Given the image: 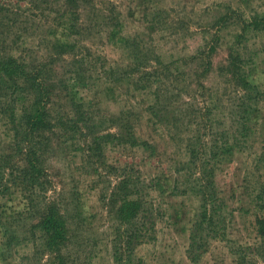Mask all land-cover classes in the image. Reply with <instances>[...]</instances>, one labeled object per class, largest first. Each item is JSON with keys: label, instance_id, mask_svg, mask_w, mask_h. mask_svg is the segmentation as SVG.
Here are the masks:
<instances>
[{"label": "rangeland", "instance_id": "374dc122", "mask_svg": "<svg viewBox=\"0 0 264 264\" xmlns=\"http://www.w3.org/2000/svg\"><path fill=\"white\" fill-rule=\"evenodd\" d=\"M1 1L3 55L20 57L30 68L43 63L67 83L79 68L90 85L89 98L97 103L93 111L109 118L131 114L136 137L148 147L112 146L116 142L87 151L81 141L63 146L56 140L49 172L57 187L52 195L58 196L69 225L68 246L61 257L40 247V232L36 236L32 229L40 213L28 211V195L18 194L1 200L6 206L0 218V264H117V223L108 204L118 175L129 166L136 169L130 173L143 172L145 208L155 225L154 238L136 247L135 264H237L242 250L251 247H260L257 258L264 264V243L254 247L255 214L264 217L258 207L264 196V30L217 25L228 12L236 22L264 14V0H79L77 22L67 0ZM70 24L77 26L74 34L66 29ZM59 42L77 46L58 56ZM204 50L216 51L208 58ZM231 50L252 84L247 91L227 73ZM80 58L84 61L78 64ZM142 67L156 75L148 81L120 72ZM157 75L161 78L151 89ZM159 81L162 96L155 95ZM56 94L55 108L66 109L64 91L58 88ZM149 106L154 107L150 112ZM113 124L108 121L106 131L116 132ZM6 140L0 134L1 150L9 147ZM191 144L209 162L208 170L218 161L210 160V153L235 147L214 166L224 209L215 210L211 225L196 234L202 202L190 190L196 193V174L204 167L189 163Z\"/></svg>", "mask_w": 264, "mask_h": 264}, {"label": "trees", "instance_id": "16d2710c", "mask_svg": "<svg viewBox=\"0 0 264 264\" xmlns=\"http://www.w3.org/2000/svg\"><path fill=\"white\" fill-rule=\"evenodd\" d=\"M67 1L73 6L70 12H73V21L77 22V19L79 20L80 2L79 0ZM2 12H4V8L0 0V14ZM223 23L225 25H228L227 23H240L244 25L246 30L252 27V30L262 31L264 30V14H257L250 21L236 22V20L233 21L230 12H228L217 21V25L221 24V30ZM74 24L66 27V29L73 28L72 34L75 33L77 27ZM0 26H2L1 20ZM242 38L241 34L238 35L237 41ZM1 44L2 30H0V134L9 140V143L3 142L6 143L4 146L9 147L0 149V218L3 216L6 206L1 202L2 199L9 200L18 194L21 196L28 195L27 210L35 212V214L40 213L38 222L32 228L36 236L38 235L37 231L40 232L42 244L40 247L46 248V251L48 250L52 255L56 253L57 257H61V255L63 256V248L68 246L70 229L58 196L52 195L56 193L57 187L49 172V161L57 149L55 141L62 142L63 146H68L69 142L81 141L80 145L85 144L87 151H99L98 149H102V147L108 149L116 142L118 145L112 146L126 147L130 145L134 148H146L148 142L136 137L133 124L130 121L131 114L123 113L119 116L112 115L109 118V116H103L93 111L97 103L93 98H89L91 89L88 87L90 85L85 77L80 76L79 68H77V72H71L72 78L74 77L73 83H67L64 81V77L60 79L53 74L52 69L49 70L47 65L43 63H35V68H30L27 61L20 57L9 54L3 55ZM76 46L75 43L63 44L59 42L54 46V49L58 56H61L66 52L65 50L74 49ZM211 50L208 53L206 50L201 51V54H205L209 58L216 51L211 52ZM199 57L200 54L193 58ZM229 59L230 64L227 73L238 82L237 84L242 89L247 91L252 87V84L248 81L240 57L231 50ZM205 60H207L206 69H210L211 60L207 58ZM82 61L84 59L81 60L80 58L78 64ZM113 71V73L118 72L115 69ZM120 72L130 79L135 77L134 74H137L141 79L148 81H150L149 78L156 75L152 72H146L143 67L140 68L139 72H135V70ZM159 76L157 75L156 79L150 83L151 89H153L154 82L161 78ZM122 80L124 79L120 78L117 81ZM134 80L136 81V79ZM160 82L155 88V95L162 96L163 91ZM58 88L64 91L61 97L67 111L66 109L55 108V104L60 102L56 100ZM65 95L69 101L65 102ZM257 101L256 106L260 100ZM148 109L150 112L154 107L149 106ZM108 121H112L113 125L117 124L114 128L116 132L106 131L111 129V127L105 129V124ZM234 150V146H229L221 152L210 153V160L218 159V161L208 170L205 166H208L209 162L201 160L196 146L191 144L188 148L189 163L195 164L197 161L204 167H200L198 174H196L198 177L196 193L194 189L190 190L199 196L202 202L200 225L195 226V234L201 230L202 225L206 223L211 225V217L215 210L220 214L222 213L221 210L224 209L226 199L224 197L217 198V188L214 182L217 172L214 166L219 163L223 154L234 153ZM12 152H16L15 155ZM104 153L105 151H103ZM188 165L190 166V164ZM129 167L118 175L108 204L117 223L114 227V233L117 237L115 247H113L114 260L117 264H135L136 247L142 244L145 238L153 239L154 236L151 233L155 230L154 220L145 208L146 201L143 190L147 184L143 178V172L137 170L135 173H130L129 171L136 169ZM10 169L11 171H9ZM7 174L9 175L7 176ZM8 177L10 178L7 179ZM219 202L222 204L216 209ZM259 202L261 204H258V207L264 212V196L260 197ZM211 203H213L212 206ZM255 215L258 216L255 223L257 242L254 247H259L258 244L264 243V217L257 213ZM259 249L260 247L258 249L251 247L246 252L242 250L236 263L259 264L257 258ZM236 253L238 252L236 251ZM137 264H142V261H138Z\"/></svg>", "mask_w": 264, "mask_h": 264}]
</instances>
